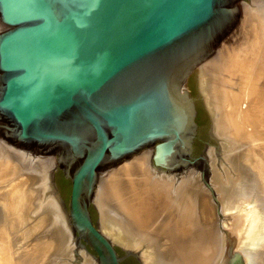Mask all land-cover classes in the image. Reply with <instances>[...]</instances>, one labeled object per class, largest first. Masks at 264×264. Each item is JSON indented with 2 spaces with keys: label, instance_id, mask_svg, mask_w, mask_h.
I'll return each instance as SVG.
<instances>
[{
  "label": "water",
  "instance_id": "1",
  "mask_svg": "<svg viewBox=\"0 0 264 264\" xmlns=\"http://www.w3.org/2000/svg\"><path fill=\"white\" fill-rule=\"evenodd\" d=\"M252 1L0 0V138L32 163L51 162L40 207L54 200L67 231L45 232L62 231L71 263L140 261L95 226L94 196L102 170L144 150L161 174L193 170L223 221L208 181L213 116L205 100L216 146L208 141L194 157L199 126L187 84L195 75L204 93L203 66ZM227 264H244L241 254Z\"/></svg>",
  "mask_w": 264,
  "mask_h": 264
},
{
  "label": "bare ground",
  "instance_id": "2",
  "mask_svg": "<svg viewBox=\"0 0 264 264\" xmlns=\"http://www.w3.org/2000/svg\"><path fill=\"white\" fill-rule=\"evenodd\" d=\"M251 16L245 19L247 24L242 20L244 28H241L242 22L235 27L202 68L206 80L204 90L209 91L207 99L212 101V106L208 105L213 116L211 134L218 141L216 150H206L211 164L212 184L222 194L234 197L232 202L249 198V193L253 194L255 190L264 195L263 189L257 187L259 184L264 185V174L259 168L256 173L241 165V160L249 159L253 163L252 160L258 156L264 162V15ZM240 28L242 39L236 44L234 41ZM0 144V220L2 217L8 219L6 222L12 233L16 225L13 214L18 211V218L22 221L18 220L20 222L17 224L22 227L28 224L30 217H34L36 222L32 228L35 230L46 229L51 224L66 232L53 199H47L40 207L48 180L47 171L51 165L49 159L40 157L37 163H32L31 157L19 149H10L4 143ZM141 153L120 166L101 171L94 196L100 228L114 242L122 243L132 248V251L142 249L139 255L142 264H159L154 253L147 250L145 244H139L134 234L151 230L152 223L163 218L168 223H177L179 230L184 232L182 240L176 245L181 256L176 258L175 264H211L217 260L221 251L224 258L221 264H227L229 256L238 253L233 250L238 245L241 232L248 227L250 214L247 208L241 207L238 216H225L220 223L217 221L218 228L222 222L226 224L223 227V240H220L221 236L219 238L220 234L216 233L215 225L211 222L206 193L197 181L195 172L190 170L180 174H161L150 165L151 151ZM214 155H217L218 165L213 171L212 163H216ZM246 155L250 158L244 157ZM254 176L257 179L252 180ZM34 183L36 187L32 189ZM33 201L37 202L34 203L36 206ZM202 221L206 233L202 234L203 237H197L195 232ZM120 230L130 236L125 234L121 237ZM60 232L54 231L52 235L62 236ZM11 239L10 243L0 242V264H19L14 254L15 243ZM53 241L47 240L48 243L43 245L34 244L30 250L34 255L42 256L46 249L60 245L56 242L58 240ZM64 245L60 256L68 260L72 255V246L69 242ZM82 259V264H92L84 256ZM242 260L244 264H249L248 258L245 260L242 257Z\"/></svg>",
  "mask_w": 264,
  "mask_h": 264
},
{
  "label": "rangeland",
  "instance_id": "3",
  "mask_svg": "<svg viewBox=\"0 0 264 264\" xmlns=\"http://www.w3.org/2000/svg\"><path fill=\"white\" fill-rule=\"evenodd\" d=\"M256 1L257 0H253L252 1L253 5L252 4H248V5L240 7V20H239L238 25L242 22V20L244 22L245 19L247 20L248 18L253 17L251 15L256 14L257 16H261V17H262V15H264V0H258V2H256ZM254 9H256V10H254ZM259 13H262V14H259ZM243 22L241 24V28H244L243 27ZM245 24H247L246 21H245ZM246 26H247V28L249 27L248 25H246ZM241 28H240V32L238 34V37H236V40L234 41V43H236V44L240 43V39H242ZM3 30H4V27L0 24V32L3 31ZM187 87H188L189 93H190V91L192 93V94H190V96L194 100L195 106H199L200 108H205L206 107L205 100H206V103L210 107L212 106V105H210V103L212 101H210V99H207V97L210 96L209 91L208 90L207 91L204 90V93H202V95H201L200 90H199L198 85H197V81H196L195 75H192L189 78ZM199 125L200 126H199V130H198V134H197L196 138L197 139L199 138V140L201 142L206 143V142L209 141L211 144H214V142L209 140V130H210L211 127H210V121H209V118H208V114H207V117L205 115H201ZM0 141L2 143H4L3 145L10 147V149H16V150L19 149V148L13 147V146H9V144L7 142L3 141L1 138H0ZM214 146H216V145L214 144ZM204 147H202L201 145L199 146V144H198L197 152L198 151L202 152ZM246 148H244V149H246ZM214 149L216 150V147ZM19 150H20V152H23V153L26 154V151H24L22 149H19ZM148 150H144L143 152H147ZM194 150L195 149H194V146H193V153H194ZM214 156H215L214 159H215L216 163L215 164H214V162L212 163L213 171H214L215 166L217 167V165H218L217 155H214ZM244 157L248 158L249 156L246 155ZM258 157L256 158L258 161L257 162H253V163H251L249 161V159H245L244 161L241 160L242 161L241 165L245 166L251 172L252 171L256 172L258 167L259 168H263V164H262L263 162L260 161L261 159H259ZM126 161L127 160L123 161V163L126 162ZM209 165H211V164L209 163ZM195 171L198 173L197 170H195ZM122 172H124V170H122ZM255 176L252 177L251 179L252 180H254L255 178L257 179V177H255ZM211 177H212V170H211V166H210V174L208 175V181H209L210 185L212 186V188L215 191L217 201L220 202L221 213H222V215H224V217L225 216L226 217L238 216L239 209L241 207L247 208V210H248V212L250 214L248 227H247L246 230L241 232V235H240V238H239V241H238V245H237L236 249H234L233 251L240 253L242 255V257L245 258V260H247V258L249 256H251L250 257L251 261H249V264H264V195L261 194L259 191H257V192H253V194L249 193L250 197L247 198V199L242 198L239 201L236 200V202H232L234 197L231 198V197H229L228 194L227 195L226 194L225 195L222 194V192L219 190V188H216L215 185L212 184L214 182L212 181ZM18 179H21V177L18 176ZM197 181L199 182L198 179H197ZM199 184L202 186V188L204 189V191L206 193L205 197H206V200L208 201L207 205H208V207L211 210V217H212V221L211 222L214 223V224H217V221H218L217 219L218 218H217V215H216V212H215V210H216L215 202L213 201V199H212L211 195L209 194V192L207 191L206 187H204V185H202V183H200V182H199ZM218 184L220 185L219 182H218ZM262 184H264V183H262ZM222 185H224V184H222ZM7 186H9V184H7ZM31 186H32V188H35L36 184L34 183ZM261 189H263V191H264V185L262 186ZM233 204L235 206H233ZM0 209H1V206H0ZM13 216H14L13 217L14 218V223L16 225L14 227L15 228V232L12 231V241L14 243H16V245L14 247V254L16 253L17 259H19L18 260L19 264H22V261H24V260L28 261V262H26L24 264H70V261H73V255H71V257H69L70 258V259H68L69 261L67 260V258L63 259L64 257L60 256L61 251L63 250V246H65L64 244H66L67 241L64 240V241L60 242L59 237H56V236L54 237L52 235V233H50V232L46 233L45 231H46L47 228L46 229H41V230H35L34 228H32L33 225H34V222H36L34 217H30L29 216L31 219L28 220V224H23L24 227H22V226H20L21 224H17V221H16V219H17L16 217L18 216V211H16L13 214ZM33 220H35V221H33ZM96 220H97V223H98V221H99L98 213H97ZM24 232H27L28 234H27V236L23 237ZM51 236H53V237H51ZM108 236L110 237V235H108ZM26 237H27V239L25 240ZM47 240H51V242H54L53 240H58L56 242H58L60 245L54 247L53 249H46V251L41 254L42 256H40V254L39 255L38 254L34 255L32 253V251L30 250L32 245L33 246H34V244L35 245H37V244L38 245H41V244L43 245V244H45L47 242ZM26 243H28V245ZM121 244L120 243H116V245H118L119 247H123V245H121ZM20 246H21V249L23 251H19L18 252ZM72 248H74V246H72L71 249ZM25 249H26L27 252L24 251ZM128 249H130V248L128 247ZM57 259H59V260H57ZM20 261H21V263H20ZM78 264H82V261H81V263H78Z\"/></svg>",
  "mask_w": 264,
  "mask_h": 264
},
{
  "label": "flooded vegetation",
  "instance_id": "4",
  "mask_svg": "<svg viewBox=\"0 0 264 264\" xmlns=\"http://www.w3.org/2000/svg\"><path fill=\"white\" fill-rule=\"evenodd\" d=\"M190 94H192L191 91H190ZM196 110H197L196 123L198 126H200L199 125L200 117H201V115H205L207 117V114H206L207 112H206L205 108H200L199 106H196ZM198 144H199V146L201 145L202 147L205 146L204 142H201L199 140V138L198 139L196 138L194 145H193L194 149H195L194 153H193L194 157L199 156L202 153L201 151L197 152ZM252 161L257 162L258 160L253 159ZM262 164H263V168H259V167L258 168L264 174V162ZM254 184H256V183H254ZM257 187L260 190L262 188V185L259 184V186L257 185ZM255 191L257 192V190H255ZM28 200H29V198H28ZM28 200L26 202L27 204H29ZM34 203H37V202L33 201V204ZM34 205L36 206V204H34ZM6 221H8L6 217H2L0 220V242L10 243L9 241L12 238V236H10V235L12 233L9 230L8 222H6ZM177 225H178L177 223H168L163 218H160L158 221H155L154 223H152L153 227L151 228V230H148V231L143 232L141 234L136 233V234H134V236L136 235L135 238L139 244H145L147 246L146 249L149 250L151 253L152 252L154 253V255L156 256V259H158V261H159V264H161V262H162V264H175L176 258L181 256L180 250H176V249H178V247L176 245L179 244V242L182 240L181 239L182 234L184 235V232L179 230L180 228H178ZM199 225H201L200 228L198 229L199 231L197 230L198 232L197 231L195 232L197 234V237L198 236L201 237L202 234L204 235L206 233L204 221L200 222ZM214 225H215L216 233L218 235L220 234L219 238L221 236L220 240H223V234H224L223 233V227L226 224L224 222H222V225L220 226V228H218L217 224H214ZM95 226H97V220L95 221ZM176 228H177V230H176ZM6 229L9 230L10 232L9 231L7 232ZM4 230H6V232ZM130 232H131V234H133L132 231H130ZM119 234L121 235V237L124 236L125 234L129 235L128 233H125L122 230H120ZM198 240H200V238H198ZM11 242H13L12 239H11ZM140 242H142V243H140ZM121 245H123V244H121ZM116 247L121 249L123 252H124L123 248L126 250H130V249L133 250L132 248L128 249V247H126L124 245H123V247H119L118 245H116ZM140 250H142V249L136 250V252L139 255H141ZM176 253H178V254L176 255ZM221 253H222V251H221ZM221 253L219 254V257L217 258V260L213 261L211 264H221L223 262L224 258L221 256ZM173 255H174V257H173ZM250 257L251 256L248 257V259H249L248 261H251ZM136 260H137L138 264L143 263L142 260L139 261L137 258H136ZM170 261H172V262L169 263ZM177 264H178V262H177Z\"/></svg>",
  "mask_w": 264,
  "mask_h": 264
}]
</instances>
